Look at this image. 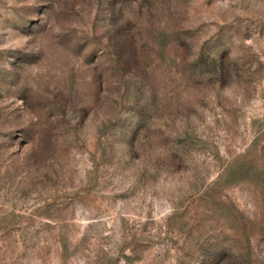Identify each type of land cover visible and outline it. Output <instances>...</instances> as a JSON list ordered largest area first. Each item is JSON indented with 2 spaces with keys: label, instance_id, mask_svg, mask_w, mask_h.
Masks as SVG:
<instances>
[{
  "label": "rangeland",
  "instance_id": "rangeland-1",
  "mask_svg": "<svg viewBox=\"0 0 264 264\" xmlns=\"http://www.w3.org/2000/svg\"><path fill=\"white\" fill-rule=\"evenodd\" d=\"M0 264H264V0H0Z\"/></svg>",
  "mask_w": 264,
  "mask_h": 264
}]
</instances>
